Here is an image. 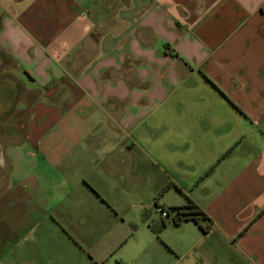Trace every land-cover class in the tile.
Instances as JSON below:
<instances>
[{
  "label": "crops",
  "instance_id": "obj_1",
  "mask_svg": "<svg viewBox=\"0 0 264 264\" xmlns=\"http://www.w3.org/2000/svg\"><path fill=\"white\" fill-rule=\"evenodd\" d=\"M0 103V264H264V0H0ZM141 171L208 231L101 241Z\"/></svg>",
  "mask_w": 264,
  "mask_h": 264
},
{
  "label": "rangeland",
  "instance_id": "obj_2",
  "mask_svg": "<svg viewBox=\"0 0 264 264\" xmlns=\"http://www.w3.org/2000/svg\"><path fill=\"white\" fill-rule=\"evenodd\" d=\"M0 105H3V104L0 103ZM2 120L3 119H0V148L5 144V142H9L10 140L13 141L15 139L14 136H9V133L7 132V131L11 132L13 129H3L2 128V122H1ZM147 136H148V139H144V142L155 141L157 138V137L149 138L148 131H147L146 137ZM124 173H127V172L124 171ZM0 174H1V171H0ZM127 174H130V173H127ZM138 174L140 176L138 181L132 182V185L135 190L134 192L135 195H130V193L128 192V180L122 181L120 179V181L117 182V188L119 190L118 191L119 195L116 198L112 199V202H114L113 203L114 207L112 210L108 209V212H110L111 214L107 215L106 230L101 231L100 233L101 234L100 240L103 242H106L107 244L109 241L114 240L115 236L119 235L120 233L123 239H127L131 237V233L134 232L135 229L131 231V228L129 229V227L133 226L132 222H134V218L136 217V215H139L145 209L146 211H148V214H150L151 216L159 215L158 213L155 212V205H154V203L156 202L155 200L162 198V195L165 193L166 189L170 186V184L167 183L165 186H163L162 189H160V191H158L156 194H153L149 187L150 183L147 182L145 178H143L146 176L145 175L146 173H143V171H141ZM4 186H5V183L2 181V174H1L0 195L4 191ZM114 212H118V213L122 212L121 213L122 215L115 216L113 214ZM41 214L44 215V213H41ZM6 220H7L6 222L9 223L11 221V217L10 219L7 218ZM2 221L0 219V224H3ZM4 244H6L5 241L3 242L2 246H5ZM10 244H13L11 249L15 247L13 241H11ZM5 248H9V247L7 246ZM81 248H85V247L82 246ZM42 250H43L42 253L44 255L43 260H45L44 264H51V261H52L51 256L45 253L47 251V248L44 246V249ZM64 260L62 262H58L54 260L53 264H76V260H74L72 263H70L71 261L68 262L69 258H65Z\"/></svg>",
  "mask_w": 264,
  "mask_h": 264
},
{
  "label": "trees",
  "instance_id": "obj_3",
  "mask_svg": "<svg viewBox=\"0 0 264 264\" xmlns=\"http://www.w3.org/2000/svg\"><path fill=\"white\" fill-rule=\"evenodd\" d=\"M167 211V216L162 219L160 228L166 226L167 221L174 225L180 224L182 221H192L198 225L202 232L208 231L211 227V220L206 213L191 200H188L186 204L179 206H169L167 208L161 207ZM201 222H205L202 224Z\"/></svg>",
  "mask_w": 264,
  "mask_h": 264
},
{
  "label": "built area",
  "instance_id": "obj_4",
  "mask_svg": "<svg viewBox=\"0 0 264 264\" xmlns=\"http://www.w3.org/2000/svg\"><path fill=\"white\" fill-rule=\"evenodd\" d=\"M156 211L160 214L162 218H165L167 216V211L165 209H162L160 206L156 207Z\"/></svg>",
  "mask_w": 264,
  "mask_h": 264
}]
</instances>
